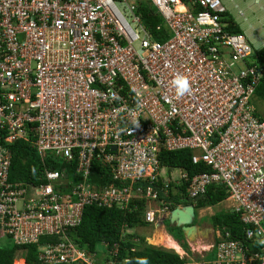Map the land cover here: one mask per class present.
I'll list each match as a JSON object with an SVG mask.
<instances>
[{
    "label": "built area",
    "instance_id": "1",
    "mask_svg": "<svg viewBox=\"0 0 264 264\" xmlns=\"http://www.w3.org/2000/svg\"><path fill=\"white\" fill-rule=\"evenodd\" d=\"M225 1L235 0H0V241L38 245L42 264H128L119 243L90 251L70 238L85 209L141 208L145 223L166 232L173 196L189 181L193 203L223 185L246 230L230 239L213 228L199 259L178 253L183 264H264L261 71L246 36L227 30L237 21ZM151 8L167 40L147 28L142 9ZM177 74L191 84L184 96L171 83ZM21 140L44 165L36 181H10L11 146ZM185 149L212 171L190 179L162 166V151ZM47 159L73 164V174ZM98 168L110 182L91 181ZM125 227L123 243L133 233Z\"/></svg>",
    "mask_w": 264,
    "mask_h": 264
},
{
    "label": "trees",
    "instance_id": "2",
    "mask_svg": "<svg viewBox=\"0 0 264 264\" xmlns=\"http://www.w3.org/2000/svg\"><path fill=\"white\" fill-rule=\"evenodd\" d=\"M143 17L147 28L158 41H164L169 38V31L165 27L163 18L159 15L157 10L151 8L149 12L147 9H142ZM147 12V13H146ZM233 18V17H232ZM161 26V30L157 27ZM231 33L242 34L240 26L234 19L230 20V25L227 28ZM256 63L261 71L260 84L256 89L254 101H264V47L256 52ZM12 150V166L10 168L11 182H32L37 180L39 172L43 169L37 150L24 140L17 141L11 146ZM193 151L189 149L177 150L173 152L162 151L160 154V161L162 166L169 167V169L184 170L188 173L189 178L192 179L195 175L211 172V168L202 163H193ZM75 165V164H74ZM45 166L51 170H59L65 172L67 176L73 174V164L69 165L61 163V161H54L47 159ZM106 178H103V177ZM91 181L95 184L101 182H110L107 179V171L103 168H98L93 171ZM189 181H183V185L179 187V192L173 196L175 191L171 185V196L175 200V208L179 205L187 206L196 204L195 208H210L215 207L223 202H226L228 197L227 190L223 185H212L207 189L206 194L196 200L194 203L188 198ZM175 189V188H174ZM174 208V207H173ZM174 208V209H175ZM228 210H221L210 216V224L214 229H220L225 234L230 233V239H244L246 226L241 222L240 215ZM133 230V233L128 234L126 243L121 241L122 233L126 229ZM149 224L145 223L141 208L129 211L119 208H100L96 206H89L85 209L82 223L72 228L69 236L81 248H87L90 251H96L97 247L102 242H108L113 245L120 244L121 256H129L130 263L128 264H142L146 258L148 264H183V260L173 250H168L162 247L149 245L146 242V237L141 235V231L149 228ZM140 232V233H139ZM140 237V243L135 245L132 243V238ZM53 240L50 241H55ZM46 239H42V244ZM135 246V252L126 251ZM19 251V252H18ZM24 251L26 254H24ZM39 246L36 244L11 247H0V264H42L38 258ZM26 259V263H25ZM15 260V261H14Z\"/></svg>",
    "mask_w": 264,
    "mask_h": 264
},
{
    "label": "rangeland",
    "instance_id": "3",
    "mask_svg": "<svg viewBox=\"0 0 264 264\" xmlns=\"http://www.w3.org/2000/svg\"><path fill=\"white\" fill-rule=\"evenodd\" d=\"M225 4H227V8L236 18V21L242 30L241 33L248 39L250 45L252 46L254 54L261 50L264 47V0H260L259 4H255L254 0H235L234 2L225 1ZM235 5H237L241 10L245 11L244 16L239 15L238 9L235 8ZM118 7L125 15L127 14V10H125L124 6L118 4ZM127 18L132 26L136 28V26L132 23L128 16ZM140 35L142 34L140 33ZM253 60V57L249 59V61ZM238 67L243 68L242 63L239 64ZM255 104L260 115L264 118V101H257L255 102ZM180 174L181 172L179 170H175L173 172L175 178H178ZM227 208H229V204L227 202H223L211 208L196 207L195 224L200 226L201 232L194 238V240L188 241L180 228L170 226V218L164 221V229L166 232H164L162 228L155 229L153 227H149L139 233L149 238H153L154 236H156V234L164 233L165 235L170 236L173 241H175L180 246L181 249L186 250L189 256L191 255L194 259H199L200 254H205L204 245L208 246L209 241L212 240V231L210 230V233H207L208 228L213 229L209 222L210 216L218 211L228 210ZM198 243L201 244L198 245ZM13 245L14 241L10 237H4L0 241V247L2 248L11 247ZM155 245L157 246V244ZM161 246L162 245L158 247ZM215 253L216 252H212L211 254H209L210 257H215Z\"/></svg>",
    "mask_w": 264,
    "mask_h": 264
},
{
    "label": "water",
    "instance_id": "4",
    "mask_svg": "<svg viewBox=\"0 0 264 264\" xmlns=\"http://www.w3.org/2000/svg\"><path fill=\"white\" fill-rule=\"evenodd\" d=\"M195 216L193 205L177 207L171 212L170 226L180 228L188 241L194 240L201 232L200 226L195 224ZM210 230L212 231L208 228L207 233H210Z\"/></svg>",
    "mask_w": 264,
    "mask_h": 264
},
{
    "label": "clouds",
    "instance_id": "5",
    "mask_svg": "<svg viewBox=\"0 0 264 264\" xmlns=\"http://www.w3.org/2000/svg\"><path fill=\"white\" fill-rule=\"evenodd\" d=\"M171 83H172L173 87H175L176 94L178 97L186 95L191 89L190 81L188 80V78L186 76H184L182 74H177ZM194 208H195V206H194ZM262 243H264V241H262ZM183 251L187 252L186 250H183ZM21 252H24V251H21ZM176 253L178 254V252H176ZM24 254H26V252H24ZM25 263H26V259H25ZM142 264H148L146 258L142 261Z\"/></svg>",
    "mask_w": 264,
    "mask_h": 264
},
{
    "label": "bare ground",
    "instance_id": "6",
    "mask_svg": "<svg viewBox=\"0 0 264 264\" xmlns=\"http://www.w3.org/2000/svg\"><path fill=\"white\" fill-rule=\"evenodd\" d=\"M151 241L154 244H160V245L165 246L166 248L172 249L178 253L182 254L184 252L180 248V246L175 241H173V239L170 236L165 235L164 233L156 234V236H154V238L151 239ZM200 244L201 243H198V245H200ZM204 247H205V245H204Z\"/></svg>",
    "mask_w": 264,
    "mask_h": 264
},
{
    "label": "crops",
    "instance_id": "7",
    "mask_svg": "<svg viewBox=\"0 0 264 264\" xmlns=\"http://www.w3.org/2000/svg\"><path fill=\"white\" fill-rule=\"evenodd\" d=\"M19 252V251H18Z\"/></svg>",
    "mask_w": 264,
    "mask_h": 264
}]
</instances>
